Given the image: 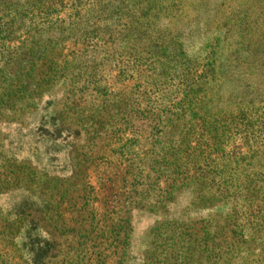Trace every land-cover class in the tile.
<instances>
[{"label":"rangeland","instance_id":"374dc122","mask_svg":"<svg viewBox=\"0 0 264 264\" xmlns=\"http://www.w3.org/2000/svg\"><path fill=\"white\" fill-rule=\"evenodd\" d=\"M164 2L169 8L157 20L154 12L142 18L139 32L144 37L136 38L167 39V56L173 64L165 73L159 65H145L140 70L130 63L135 56L153 58L154 42L142 44L129 39L127 33H117L114 43L102 46L98 60L87 59L99 71L96 79L85 78L79 89L66 95L55 91L59 98L53 105L63 118L57 127L49 121V98L23 117L22 126H0L4 153L27 159L35 169L27 170L32 180L29 193L0 197V232L17 223L24 225L17 246L3 244L4 248L0 243L3 261L22 263L21 253L27 255L51 241L54 249L47 264H117L124 237L119 232L130 218L134 253L140 256L148 250L149 256L154 254L153 264L166 259V253L162 254L165 239L174 230L186 234L180 244L184 249L179 264H264V244H259L264 235V178L256 173L260 168L264 174L263 167L256 164L264 153V136L250 135L247 142L242 129L252 121L257 131L262 128L264 132L263 124L257 126L261 122L257 117L264 113V0H176L172 5V0H161ZM106 5L108 18L117 16L107 22L108 34L114 28L119 32L121 24L128 27L154 6L149 0H108ZM174 38L178 53L172 50ZM20 45L21 39L7 43L5 60ZM140 85L145 92L138 90ZM64 96L71 109L63 107ZM243 115L246 118L240 119ZM157 123L156 135L158 128H152ZM57 128H68L72 134H54ZM218 132L220 139H213ZM217 143L227 153L220 161ZM195 148L207 150L211 156L201 159L198 176L188 158L197 153ZM167 164L175 168L166 169ZM222 164L226 178L239 179L235 184L241 190H229L228 196L234 190V197L225 202L220 195L225 214L214 210L200 217L185 206L189 193L183 199L180 196L186 184L204 178L214 192L224 190L221 178L218 188V181L214 183L210 176L216 166L222 172ZM176 166H181L182 174L180 170L175 173ZM201 187L196 190L212 191L209 185ZM169 199L177 203L174 217L182 211L177 226L170 219L167 223L149 214H164L169 202L163 201ZM246 204L251 207L244 214ZM207 215L214 222H202ZM207 224L214 226L209 234ZM234 228L235 234L230 232ZM241 231L244 235H238ZM188 234L203 239L214 235L215 243L202 240L189 245ZM257 247H263V261ZM204 249L208 251L202 256ZM31 253L28 256L33 257L37 251Z\"/></svg>","mask_w":264,"mask_h":264},{"label":"trees","instance_id":"16d2710c","mask_svg":"<svg viewBox=\"0 0 264 264\" xmlns=\"http://www.w3.org/2000/svg\"><path fill=\"white\" fill-rule=\"evenodd\" d=\"M107 1L108 0H0V126L11 124L18 125L19 127L22 126L23 117H26L27 115L37 111L38 108L44 103V100L49 98L50 102L47 108L52 110L49 121L53 126L57 127V122H61L63 118L61 117L62 115L58 113L55 105H53L59 98L57 97V93L55 91L61 90L66 95V92L68 93L71 90L79 89L80 84L85 78L88 80L96 79L99 71L87 60L88 58L92 57V59L95 58L98 60L102 55V46H107L109 43H114L116 40L114 35H117V33H120L121 35L123 33H127V37L129 39H136L135 41H139L136 38V35L140 36L141 38L144 37L142 32H139L143 27V23H141L142 18L145 19L151 12H154V18L157 20L159 19V14L163 10L169 8L167 3H165L166 1L162 4L161 0H149L154 4L150 11H147L146 13L144 12L140 17L134 19V22L127 24L128 27H126V24H121L122 28L119 32L117 28L114 31V28L112 34H108L109 24L107 22L114 21L115 17L117 16L113 15L111 19L108 18L109 16L107 14L106 8ZM175 2L176 0H172L170 5L174 4ZM140 7L141 9H144L143 4H140ZM62 14H66V18H61ZM89 14H92L91 18ZM17 34L19 36H16ZM22 36L23 38H21ZM107 36L108 41L105 42L104 39ZM20 39L21 45L12 49V51H10L9 60H5L4 53L7 43H11L14 40L19 41ZM165 39L166 38H155L154 40L139 41L142 44L154 42L153 58L138 59L139 56H135L133 60L130 61V63L137 65L140 70H142L145 65L148 68L153 67L154 65H159L162 71L165 73L169 69L170 65L173 64V60L169 58L170 55L167 56L169 51L168 49H170V47H168L167 39ZM176 41V38L171 40L172 50L175 52L179 51L176 50V47H179V44L176 43V46H174ZM134 45L135 43H133V46ZM145 50L146 47L143 49V51ZM90 83L94 84V82ZM142 88V85L138 86V90H141V93L145 92V90ZM68 100L69 98L66 96L62 98V104L65 109L68 107L71 109L68 104ZM59 115H61L60 118ZM245 118L246 115L240 117V119ZM257 119L261 121L259 124H257V126H261L260 124H263L264 126V113L260 114ZM159 122L161 123V120ZM251 122L243 124L244 128H242L243 132L246 133L245 135L248 136L246 138L247 142L251 141V136H264L263 129H259L260 132H258L259 130H256V124ZM156 125V127L154 126V128H152V131L158 128V132H155L157 135L159 133L160 125L159 123ZM57 129L55 130L54 134L61 136L64 133L72 134L68 128ZM95 133L99 134L100 132L98 130ZM219 136L221 135L218 132L213 137V139H220ZM256 145L257 144H255V146ZM210 147L214 149V144ZM3 148L4 146H2L0 142V159L4 157V161H0V197H4L19 191L29 193L31 190L29 183L32 180L30 179L31 173H29L27 170L35 169L32 168L30 161L27 159H18L12 154H8L6 152L4 153ZM215 149L220 152L217 157L219 161L227 156L225 148L219 147L218 143L215 145ZM194 152H197L198 154H189L188 158H191L190 163L193 165L192 170H195L194 175L198 176L197 169L200 170V168L197 167L201 162V159L210 160L211 156L209 153H207V150L204 151L203 149L198 151V149L195 148ZM205 164L208 166V162H205ZM256 164L257 166L261 165V167L264 169V153H261V156L258 157ZM222 166V172L216 166V170L211 171L210 176L212 177V181H214V183L215 181H218V188L220 185L219 178H221V181H223L222 185H224V190H217L214 192L212 185L208 184V182L205 181V178L201 180L197 178L198 181L196 183L186 184L188 185L187 189L182 193L183 195L181 194L182 196H180L181 199H183L184 195L189 193V197L186 196L187 200L185 206L186 208H189L191 212H195L200 217H204L207 211L210 213H215L213 212L214 210L217 214H225V212L221 211L220 195L222 200L225 202L233 199L234 196H232V193L235 189L241 190L240 184H238V187L235 184L239 182V179H232L231 175H229V179L226 178L225 165L222 164ZM257 166H255L256 169H258ZM164 167H166V169L175 168L170 164H167V166ZM177 167L179 168L176 169L177 171L175 173L180 170V173L182 174L183 171L181 166H176V168ZM158 169H163V167ZM189 171L190 170L187 169V172ZM256 173L258 177L263 176L264 178V174L260 168ZM228 180L231 181L229 182ZM207 185L211 186L212 191L199 192L196 190V187L201 186H203L201 187L202 189H205ZM244 188L245 186L242 187V189ZM231 189L234 190L231 192V195L228 196V191ZM172 201V199L163 201V203L169 202L168 206L164 207V211H166L164 214H149L151 216H160L165 220L163 222L167 223L170 222V219L173 225L177 226L179 220L177 218L181 215L182 211H179L180 215L178 217H174L173 215L175 210L173 209L177 207V203H173ZM202 202L209 205L202 204ZM226 203L227 205L229 204V202ZM246 203L248 204V202ZM197 204L202 206L200 207V205ZM247 204L246 211L243 212L244 214H246L247 210H250L249 208L251 207ZM194 206L197 208L194 209ZM142 211L145 210L142 209ZM207 216L208 217L202 220V222H214L211 216ZM131 226V219L126 218L123 226H121V232H119V234L123 235L124 237H122L121 256L117 264H153L150 262V260H154V254L149 256L148 250L142 252L140 256H136V253H134L135 248H132L134 231L133 227L131 228ZM23 227L24 225L17 223L8 229H3L0 232L1 245L4 246L3 244H5V246H7V244H10L17 246V240L21 235ZM211 228H214V226L209 224L205 226V229H207V234H209L208 231L211 230ZM236 231L237 230H235V228L230 230V232L233 234L237 233ZM241 234L244 235V231L238 232V235ZM187 236H189V245H193L192 243H196V241H198V244H200V241L202 240L204 244L209 243V240L215 243L213 238L214 235L211 238L207 237V239H203L201 235L199 238H195L189 234ZM185 237L186 234H184V232L174 230L173 235L168 236V238L165 239V245L167 247H165V250L162 252V254L166 253V259H164V261L160 262L159 264H179L183 257V254L179 253H183L182 250L184 249V247H181L180 244L184 241ZM259 240V244H264V235H261ZM191 241L193 242L191 243ZM5 246L4 248H6ZM130 248L132 249L130 250ZM23 249L25 250L24 246ZM53 249L54 245L51 241L43 245L40 244L38 248L31 251H37L33 257L28 256V254H32L31 252H27V255L26 253H21L19 257L23 259V262L18 264H47L46 259H48L52 254ZM255 250L257 251L256 253L260 254L258 255L260 261H263V247H257ZM1 251L2 250L0 249V264H8L6 261H3L5 255H3ZM131 251L133 252V255L130 254ZM207 251V249H204L203 251L201 250V255L203 256L205 253H207ZM212 251L215 252L214 247ZM242 255L243 257H248L246 254L244 255V251Z\"/></svg>","mask_w":264,"mask_h":264}]
</instances>
